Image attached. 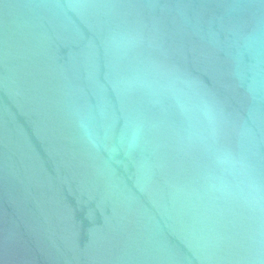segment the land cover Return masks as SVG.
<instances>
[{
  "label": "water",
  "instance_id": "95a60500",
  "mask_svg": "<svg viewBox=\"0 0 264 264\" xmlns=\"http://www.w3.org/2000/svg\"><path fill=\"white\" fill-rule=\"evenodd\" d=\"M0 264H264V0H0Z\"/></svg>",
  "mask_w": 264,
  "mask_h": 264
}]
</instances>
